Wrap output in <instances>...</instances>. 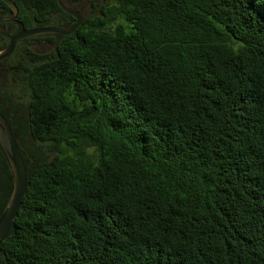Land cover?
<instances>
[{
	"label": "trees",
	"instance_id": "16d2710c",
	"mask_svg": "<svg viewBox=\"0 0 264 264\" xmlns=\"http://www.w3.org/2000/svg\"><path fill=\"white\" fill-rule=\"evenodd\" d=\"M13 1L11 33L76 23ZM87 6L0 61L30 164L1 264H264V0ZM12 190L0 148V216Z\"/></svg>",
	"mask_w": 264,
	"mask_h": 264
},
{
	"label": "water",
	"instance_id": "95a60500",
	"mask_svg": "<svg viewBox=\"0 0 264 264\" xmlns=\"http://www.w3.org/2000/svg\"><path fill=\"white\" fill-rule=\"evenodd\" d=\"M13 10V15L9 17L0 18L2 22H12L18 18L19 8L13 0H5ZM61 7L76 18V23L71 27H35V28H22L17 33L11 34L6 30L0 28V34L3 35L8 43L0 48V61L11 56L19 41L28 37L42 35V34H58L61 36L72 34L83 22V16L80 11L68 6L59 0ZM0 148L9 165L13 177V190L11 196L0 216V249L2 242L10 235L13 227L15 226L16 219L21 209L23 198L28 189L29 179V165L22 156L19 141L14 129L8 118L0 110ZM33 159L30 160V163ZM1 264V260H0Z\"/></svg>",
	"mask_w": 264,
	"mask_h": 264
},
{
	"label": "flooded vegetation",
	"instance_id": "af4514ba",
	"mask_svg": "<svg viewBox=\"0 0 264 264\" xmlns=\"http://www.w3.org/2000/svg\"><path fill=\"white\" fill-rule=\"evenodd\" d=\"M68 4L73 6L72 8H74V9H76L82 13L84 6L88 5V0H77L76 2H74V0H68ZM83 18H84V16H83ZM4 28L9 33L14 32L15 24H12V25L4 27ZM20 29H22V27H20L15 33H17ZM15 33H11V34H15ZM50 48H54V45H52Z\"/></svg>",
	"mask_w": 264,
	"mask_h": 264
},
{
	"label": "rangeland",
	"instance_id": "374dc122",
	"mask_svg": "<svg viewBox=\"0 0 264 264\" xmlns=\"http://www.w3.org/2000/svg\"><path fill=\"white\" fill-rule=\"evenodd\" d=\"M91 12H92V10L90 9V7L84 6L81 14H82V16L87 17L91 14Z\"/></svg>",
	"mask_w": 264,
	"mask_h": 264
}]
</instances>
